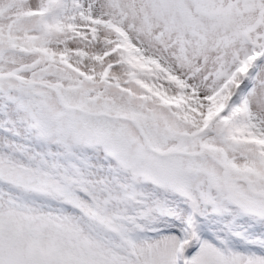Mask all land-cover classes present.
Listing matches in <instances>:
<instances>
[{
  "label": "snow or ice",
  "instance_id": "1",
  "mask_svg": "<svg viewBox=\"0 0 264 264\" xmlns=\"http://www.w3.org/2000/svg\"><path fill=\"white\" fill-rule=\"evenodd\" d=\"M0 264H264V0H0Z\"/></svg>",
  "mask_w": 264,
  "mask_h": 264
}]
</instances>
